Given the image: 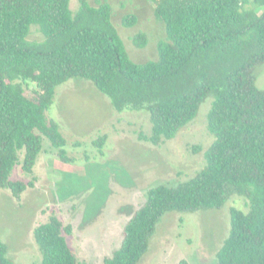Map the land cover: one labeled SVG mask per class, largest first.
Instances as JSON below:
<instances>
[{"label":"trees","instance_id":"16d2710c","mask_svg":"<svg viewBox=\"0 0 264 264\" xmlns=\"http://www.w3.org/2000/svg\"><path fill=\"white\" fill-rule=\"evenodd\" d=\"M69 1L0 0V189L19 200L32 185L9 176L17 164L32 173L43 137L70 162L58 124L45 113L55 87L70 78L90 80L117 111L146 110L151 132L139 136L154 144L175 137L211 97L204 166L176 185L148 188L103 264H137L165 213L221 209L232 195L248 208H230L215 264H264V88L254 73L264 63V0H151L166 36L157 58L144 62L130 59L107 1L78 0L74 11ZM31 25L41 40L28 39ZM134 42L143 47L146 37ZM104 139L94 144L101 149ZM71 231L57 216L34 227L41 264H87L67 243ZM0 264H16L1 240Z\"/></svg>","mask_w":264,"mask_h":264},{"label":"rangeland","instance_id":"374dc122","mask_svg":"<svg viewBox=\"0 0 264 264\" xmlns=\"http://www.w3.org/2000/svg\"><path fill=\"white\" fill-rule=\"evenodd\" d=\"M96 4V0H88ZM112 8V23L134 62L157 58V42L166 36L164 23L154 14L151 0H101ZM74 11L78 0L69 1ZM125 15L136 22L125 26ZM146 37L139 47L134 38ZM36 25L28 39L41 40ZM256 85L264 88V63L255 69ZM208 97L197 116L175 137L158 144L142 140L151 122L146 110L117 111L111 99L90 80L74 77L55 87L46 116L54 120L66 140L70 162L43 137L42 149L32 173L17 164L9 178L32 182L17 200L0 189V240L16 264H41V252L33 229L57 216L71 225L66 240L79 261L103 264L119 247L123 227L146 198L148 188L176 185L193 176L205 164L204 150L213 140L207 128ZM105 136L101 149L94 142ZM22 158V151H19ZM246 211L247 201L232 195L221 209L193 213L170 211L156 225L148 250L137 264H215L216 253L229 231V210Z\"/></svg>","mask_w":264,"mask_h":264}]
</instances>
